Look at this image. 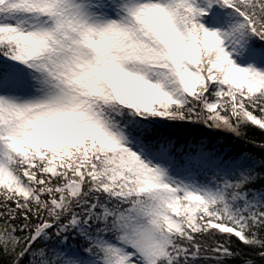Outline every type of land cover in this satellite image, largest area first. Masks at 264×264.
Segmentation results:
<instances>
[{
  "label": "snow or ice",
  "instance_id": "1",
  "mask_svg": "<svg viewBox=\"0 0 264 264\" xmlns=\"http://www.w3.org/2000/svg\"><path fill=\"white\" fill-rule=\"evenodd\" d=\"M0 264H264V0H0Z\"/></svg>",
  "mask_w": 264,
  "mask_h": 264
},
{
  "label": "trees",
  "instance_id": "2",
  "mask_svg": "<svg viewBox=\"0 0 264 264\" xmlns=\"http://www.w3.org/2000/svg\"><path fill=\"white\" fill-rule=\"evenodd\" d=\"M250 134H251V135H254L257 139H260V138H261V134H260L259 130H256L255 132H252V133H250ZM223 135H224L223 133L218 134V135L216 136V138H219L220 136H223ZM223 146H224V147H230L231 145H230V143L225 142ZM242 146H243V142L241 141V142H239V143L235 146V150H237V151L241 150ZM249 147L251 148V146H249ZM251 150L254 151V152H257V153L259 152V149H258V148H251Z\"/></svg>",
  "mask_w": 264,
  "mask_h": 264
}]
</instances>
